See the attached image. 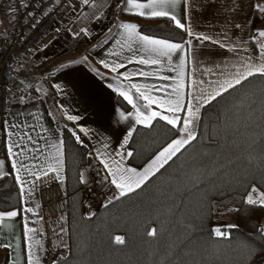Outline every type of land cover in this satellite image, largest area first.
<instances>
[{
    "label": "crops",
    "instance_id": "crops-1",
    "mask_svg": "<svg viewBox=\"0 0 264 264\" xmlns=\"http://www.w3.org/2000/svg\"><path fill=\"white\" fill-rule=\"evenodd\" d=\"M125 3L126 0H89L88 4L83 0L68 1L56 29L35 44L32 57L23 62L18 82L22 88L34 87L39 97L13 100L0 124L4 149L0 155L3 162L0 177L12 174L20 197V207L14 209L18 216L0 222V264H28L30 254L42 264V211L37 182L47 172L63 185L64 154L57 121L62 119L72 124L90 145L96 165L83 171L84 193H87L83 203L84 210H92L89 213L92 214L120 196L105 164L114 167L113 161H117L124 168H132L127 164V145L135 127H148L154 120L174 127L161 118L168 116L180 118L174 127L180 130L183 120L189 118L195 136L202 108L218 97L216 92H226L220 85L226 87L230 80L234 83L237 70L243 71L241 65L245 62H260L259 45L264 43V38L256 37V25L260 26L257 18L261 22L264 16L254 7L258 0H187L186 4L181 0L173 14L193 33L189 36L184 30L187 36L184 43L154 38L136 30L140 37L183 46L170 58L159 57L158 64L139 63L141 58L156 57L150 51L151 46L138 38L130 39L120 27L128 24L124 14L138 16L124 11ZM3 23L6 29L0 40L11 27V16L2 17ZM202 35L225 47L200 39ZM249 56L252 61H248ZM133 84L141 86V91L158 102L145 108L148 102ZM178 86L181 107L170 112L168 102L176 101ZM122 92L132 97L131 104ZM118 99L128 106L127 110L118 104ZM138 110L143 115L151 112L160 115L150 123H137ZM68 116L77 119L69 120ZM180 136L181 132L174 140ZM160 152L142 169H136L137 173H143ZM57 157L60 164L56 163ZM161 163L162 160L157 162L148 179L166 164L160 167ZM49 168H58L59 172ZM26 208L33 211H24ZM25 225L35 229V233L25 236Z\"/></svg>",
    "mask_w": 264,
    "mask_h": 264
},
{
    "label": "trees",
    "instance_id": "trees-1",
    "mask_svg": "<svg viewBox=\"0 0 264 264\" xmlns=\"http://www.w3.org/2000/svg\"><path fill=\"white\" fill-rule=\"evenodd\" d=\"M123 16L141 34L187 39L168 18ZM57 126L68 248L55 264H264V207L246 203L253 187L254 196L264 193V76L248 77L206 104L190 143L139 188L92 214L84 211L81 182L83 171L95 164L90 145L72 124L60 119ZM179 133L160 120L135 127L128 166L142 169ZM19 207L13 175L0 177V211ZM152 229L154 237L147 235ZM117 236L123 244L116 243Z\"/></svg>",
    "mask_w": 264,
    "mask_h": 264
},
{
    "label": "built area",
    "instance_id": "built-area-1",
    "mask_svg": "<svg viewBox=\"0 0 264 264\" xmlns=\"http://www.w3.org/2000/svg\"><path fill=\"white\" fill-rule=\"evenodd\" d=\"M68 1L0 0V8L9 9L12 21L0 40V124L13 100L39 97L34 87L22 88L18 77L23 62L32 57L33 46L58 26ZM37 183L44 234L42 264H55L65 258L68 248L67 198L54 174L40 176Z\"/></svg>",
    "mask_w": 264,
    "mask_h": 264
},
{
    "label": "snow or ice",
    "instance_id": "snow-or-ice-1",
    "mask_svg": "<svg viewBox=\"0 0 264 264\" xmlns=\"http://www.w3.org/2000/svg\"><path fill=\"white\" fill-rule=\"evenodd\" d=\"M85 4L89 3V0H83ZM184 3H187V0H184ZM181 4V0H146V2H139V0H126L124 11L133 13L138 16H150V17H167L171 19L172 21H175V26L177 28H180L182 30L187 31L189 36H192L193 33L190 29H186L185 24L181 23L179 19H177L176 15L173 14L176 7ZM254 7L261 13L264 14V3H258L255 4ZM120 27L124 28L125 31L128 34V37L130 39L132 38H138L142 40L146 46H151L150 51L154 54L156 58H141L139 60V63L141 64H158L160 63L159 57H168L170 58L173 53L178 52L182 49V45L170 43L168 41L163 40H153L150 39L147 36H138L136 32V25L135 24H123L120 25ZM236 27H240V25H237ZM81 31H84L83 29ZM257 34L259 37L264 38V28L258 29ZM200 39L203 40H211L212 43H219L220 47H225L223 43H220L217 40H213L211 37L208 36H200ZM259 48L261 49V57H258L257 59L260 60L259 63H249L245 62L241 65V67L244 69L243 71L237 70L236 75L234 76V83L230 80L227 82V86L225 87L223 84L220 85L221 89L223 91H227L229 88H233L235 85L241 84L243 80H246L248 77H251L253 75L259 74L261 76H264V43H261L259 45ZM248 61H252V57L249 56ZM108 65L105 64V67ZM116 67H119L117 65ZM116 68H113V71H115ZM141 75H144V73H141ZM133 88L136 89L138 93H140V96H142L145 100H147V104H145V108H148L151 104L157 103L158 101L153 98L150 95H147L145 92L141 91V86L132 85ZM177 91V99L175 102L169 101L168 102V111L170 112H176L180 107V100H179V86L176 89ZM121 95L124 96L126 100L131 104L133 102L132 97L129 96L126 92H122ZM216 95H221V92H216ZM215 98V97H213ZM160 115L157 112H151L149 115H143L139 110L137 112V123H150L151 120ZM164 120H167V122L175 127L176 121L180 119L179 117L170 118L168 116H162L161 117ZM69 120H75L76 117L68 116ZM193 121L189 118H185L183 120V128L180 129L181 136L180 138L173 140L166 148H164L158 156L149 164L148 167L145 168L143 173H137L136 169L133 168H124L119 162L113 161L114 167H110L109 165L105 164V167L109 168V175L112 177L111 183L115 184V186L119 189L120 196L126 195L128 192H132L134 188H139L141 184H143L149 177L150 174H152L153 167L156 166L158 161L162 160V163L160 164V167L163 166V163H167L169 159L172 158L185 144L189 143L190 140L194 139V132L191 129ZM126 142V141H125ZM9 154L12 153V148H8ZM128 156H131L132 153H127ZM59 157L56 158V163L60 164ZM102 163H104L103 160H101ZM3 162H0V166H2ZM16 165L13 164V167ZM158 170V168H157ZM49 171H56L59 172L58 168H49ZM44 175H47V172H44ZM39 178V177H38ZM17 180H19V176H17ZM81 182H84V176L81 174ZM23 188H21V193L23 194ZM257 193V189L255 187L252 188V191L248 194L246 203L249 205H259L261 207H264V193H259L258 195L254 194ZM24 211L31 212L33 211L31 208H26ZM18 216V211L12 210L3 212L0 211V222L4 221L5 219H11ZM35 229L29 228L27 225H25V236H28L29 233H35ZM63 231V229H61ZM148 236L154 237L156 235V230L152 229L147 233ZM216 235L223 236L226 235L225 233L220 232L219 230H216ZM116 243L123 244L124 240L122 237L117 236L115 238ZM34 243H39V241H34ZM3 247L7 248L9 245H4ZM28 264H39L38 258L34 256V254H30Z\"/></svg>",
    "mask_w": 264,
    "mask_h": 264
},
{
    "label": "rangeland",
    "instance_id": "rangeland-1",
    "mask_svg": "<svg viewBox=\"0 0 264 264\" xmlns=\"http://www.w3.org/2000/svg\"><path fill=\"white\" fill-rule=\"evenodd\" d=\"M258 3H264V0H258ZM259 12V11H258ZM6 15H10V13H9V9L8 8H5L4 9V12H3V14H2V17H5ZM259 15H261V17H262V15L264 16V14H261L260 12H259ZM258 15V16H259ZM2 17H1V19H2ZM260 17H258L257 18V22L259 21V25L260 26H258V25H256V37L257 38H261V37H259L258 36V34H257V30L258 29H262V28H264V18L262 19V21L260 22ZM2 21V20H1ZM0 34L1 33H3L4 31H5V29H6V26H5V24L3 23V25H1L0 26ZM262 39V38H261ZM61 183V182H60ZM84 196H87V193H84ZM95 207H98L97 205L95 206ZM85 209V208H84ZM85 211V213L86 214H89V213H91L90 211H92V210H88V209H86V210H84ZM43 221V220H42ZM42 227H43V222H42ZM43 239H44V234H43Z\"/></svg>",
    "mask_w": 264,
    "mask_h": 264
},
{
    "label": "water",
    "instance_id": "water-1",
    "mask_svg": "<svg viewBox=\"0 0 264 264\" xmlns=\"http://www.w3.org/2000/svg\"><path fill=\"white\" fill-rule=\"evenodd\" d=\"M0 26H1V19H0Z\"/></svg>",
    "mask_w": 264,
    "mask_h": 264
}]
</instances>
